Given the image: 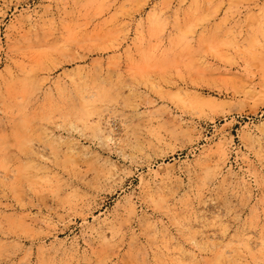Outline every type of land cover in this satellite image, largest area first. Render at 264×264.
Masks as SVG:
<instances>
[{
	"label": "rangeland",
	"instance_id": "1",
	"mask_svg": "<svg viewBox=\"0 0 264 264\" xmlns=\"http://www.w3.org/2000/svg\"><path fill=\"white\" fill-rule=\"evenodd\" d=\"M0 264H264V0H0Z\"/></svg>",
	"mask_w": 264,
	"mask_h": 264
}]
</instances>
